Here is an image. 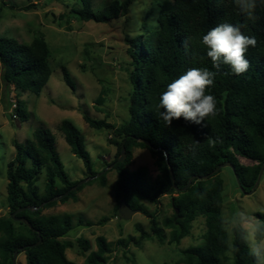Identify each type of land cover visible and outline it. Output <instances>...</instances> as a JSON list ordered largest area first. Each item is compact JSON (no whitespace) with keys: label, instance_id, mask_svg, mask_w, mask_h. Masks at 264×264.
<instances>
[{"label":"trees","instance_id":"trees-1","mask_svg":"<svg viewBox=\"0 0 264 264\" xmlns=\"http://www.w3.org/2000/svg\"><path fill=\"white\" fill-rule=\"evenodd\" d=\"M80 1L82 8L72 13L85 22L107 23L118 19L127 9L126 4L114 1L96 12L92 9V0ZM256 14L259 19L247 21L248 27L244 29L246 35H255L257 39V46L250 47L247 52L252 66L246 73L235 75L228 65L221 64L219 70L215 69L201 43L202 36L222 21H245L232 0L163 2L158 27L147 32L146 37L127 39V55L132 69L129 76L132 85L129 121L116 127L82 111L84 121L91 128L106 129L111 133L109 143L117 148L116 157L108 166L117 173L118 216H121L120 201L124 199L130 208L142 212L151 221V233L142 232L139 241L130 238L131 242L140 245L142 239L153 237L160 243L164 242L163 229L155 214L149 213L141 203L157 204L161 197L169 196L174 214L165 220L164 226L171 230V243L178 244L189 235L195 219L205 217L207 231L204 242L186 250V264H222L228 252L231 253L232 264H255L249 246L242 239L246 231L242 226L232 230L229 246L230 234L225 224L220 225L224 191L222 170L214 171L225 163H232L247 192L254 188L264 165V9L257 8ZM185 41H188L187 48ZM50 53L40 32H32L27 43L0 36L3 84L6 88L14 87L20 92L40 96L53 75ZM192 67L217 71L214 85L207 89L206 94L216 97L219 114L202 124L181 118L166 126L159 117V111H163L157 107L159 96L168 83ZM62 73L67 86L75 90L69 71L64 68ZM14 105L13 115L22 122L27 121L29 113L25 102L16 100ZM59 131L72 153L83 161L86 177L94 179L72 190L78 182L72 181L66 173L56 150L55 136L44 126L36 129L25 143L13 141L16 155L7 170L10 217L0 218V264H13L15 252L24 253L26 264H75L66 254L74 244L64 240L74 229L73 216L45 215L43 212L59 203L78 200L77 194L94 181L106 186L107 172L94 170L84 138L72 122H61ZM210 138L218 141L215 147H209ZM144 142H148L150 147ZM123 146L126 157L120 162ZM135 148L149 150L159 172L156 179L150 177L145 167L135 171L129 169ZM239 158L251 160L256 165L245 166ZM42 175L45 177L43 193L37 186ZM191 179L190 187L184 190ZM57 197L61 198L54 200ZM18 210L16 217L26 219L32 229L18 222L16 230L11 214ZM259 217L264 221V215ZM78 225L88 227L93 224L79 219ZM40 239L41 243L33 246ZM78 244L85 255L90 249L89 242L79 239ZM96 244L97 250L86 256L85 264H106L107 256L112 252L111 244L102 236L97 238ZM117 244L127 245L124 240Z\"/></svg>","mask_w":264,"mask_h":264},{"label":"rangeland","instance_id":"rangeland-1","mask_svg":"<svg viewBox=\"0 0 264 264\" xmlns=\"http://www.w3.org/2000/svg\"><path fill=\"white\" fill-rule=\"evenodd\" d=\"M118 1L127 5L120 17L107 23L81 21L72 12L82 8L80 0H0V36L10 37L21 43L31 40L32 32H40L50 48V67L53 75L40 96L32 92H20L14 87L6 88L1 80L0 64V218H9L7 202V170L16 152L13 141L25 143L33 132L44 126L55 136L56 150L66 173L75 182H82L86 169L59 131L64 120L72 122L84 138V146L90 153L95 171L107 172V184L98 181L87 185L77 194L78 200L44 210L45 215L70 214L74 219L73 231L64 239L74 244L66 251L75 264H85L86 256L97 250L96 240L104 237L112 247L106 264H186V250L204 242L207 227L204 216H198L191 225L190 233L178 244L170 242L171 230L164 226L174 210L171 198L163 196L157 204L143 201L142 206L156 216L163 229L165 240L142 239L140 245L130 241L140 239L142 232L151 233V221L142 212H136L129 220L118 216L116 207L117 173L108 165L117 154V148L109 143L111 133L106 129H93L83 119L82 111L96 120H106L116 127L129 121V105L132 85L129 79L131 66L127 55V39L147 36L158 27L160 6L172 0H92V9L100 11ZM25 7H30L24 10ZM67 69L75 83V90L64 81L63 69ZM16 100L24 101L29 119L25 122L13 117ZM241 164L254 166L255 162L239 158ZM145 167L152 179L159 172L149 150L135 148L131 171ZM224 181L223 209L225 227L230 234L242 226L250 230L253 216L264 215V171L258 186L243 192L233 170L222 168ZM44 175L37 182L44 192ZM237 217V223L232 217ZM107 220H103V219ZM91 222L92 226H79L78 221ZM16 230L19 223L14 222ZM140 229V230H139ZM87 240L90 249L85 255L78 244ZM124 240L127 245L117 242ZM222 264H232L228 252ZM16 264H26L24 253L17 256Z\"/></svg>","mask_w":264,"mask_h":264},{"label":"clouds","instance_id":"clouds-1","mask_svg":"<svg viewBox=\"0 0 264 264\" xmlns=\"http://www.w3.org/2000/svg\"><path fill=\"white\" fill-rule=\"evenodd\" d=\"M232 3L245 17L241 23H231L227 20L211 28L201 39L202 45L207 49V56L211 59L213 67L220 69L221 64L228 65L235 75H242L251 68L247 58L248 49L257 46L255 35H246L244 29L248 27L247 21H256L259 16L257 8L264 9V0H232ZM188 41H185L187 48ZM217 71L208 68L192 67L167 84L166 90L159 96V117L166 126L173 120L183 118L195 124H202L210 117H216L218 112L217 99L212 94H206L207 89L214 85ZM207 126V125H205ZM217 140L209 139V147H215ZM199 144L198 141L195 142ZM233 223L237 217L233 216ZM250 230L242 236L255 258V264H264V221L253 216ZM225 224L221 216L220 225Z\"/></svg>","mask_w":264,"mask_h":264},{"label":"water","instance_id":"water-1","mask_svg":"<svg viewBox=\"0 0 264 264\" xmlns=\"http://www.w3.org/2000/svg\"><path fill=\"white\" fill-rule=\"evenodd\" d=\"M144 143H145L148 147H150V144H149L148 142H144ZM125 157H126V152H125V147L123 146V147H122V151H121V156H120V158H119V161L122 162V161L125 159ZM224 167H229V168H231V169L233 170V172H234L235 175H236L237 182H238V185H239L240 189H241L243 192H245L243 186H242L241 183H240L239 177H238V175L236 174L235 166H234L232 163H225V164L221 165L219 168H217V169L214 171V173L219 172V171L222 170V168H224ZM263 171H264V165H263L262 168H261V171H260V173H259L258 179H257V181H256V184H255L253 190L258 186V184H259V182H260V180H261V177H262ZM170 176H171L172 182H173V184H174V187L177 189V186H176V183H175V178H174V175H173V172L171 171V169H170ZM93 179H94V178H87V179H85L84 181L78 183L77 186L73 187L72 190H76V189H77L79 186H81L82 184H85V183H87L88 181L93 180ZM191 182H192V179H191V180L189 181V183L186 185V187L184 188V190H186L187 188L190 187ZM245 193H246V192H245ZM61 197H63V196H61ZM61 197H57V198H55L54 200H57V199H59V198H61ZM27 209H30V208H27ZM119 211H120L121 216H122L124 219H126V220H129V219L132 217L133 214H135L136 212H139V211H137V210H134V209L130 208V206L125 202L124 199H122V200L120 201V204H119ZM18 212H20V210H18V211H16L15 213H12V214H11V218L13 219V221L24 223V224L27 225V227H28L29 229H32L31 224H30L26 219H24V218H17V217H16V214H17ZM40 243H41V239H40V241H39L38 243H36V244L33 245V246H37V245L40 244ZM17 256H18V252H15V253H14V257H13V261H12L13 264H16Z\"/></svg>","mask_w":264,"mask_h":264},{"label":"built area","instance_id":"built-area-1","mask_svg":"<svg viewBox=\"0 0 264 264\" xmlns=\"http://www.w3.org/2000/svg\"><path fill=\"white\" fill-rule=\"evenodd\" d=\"M13 109H15V105H13ZM13 117H15V118H16V115H13Z\"/></svg>","mask_w":264,"mask_h":264}]
</instances>
